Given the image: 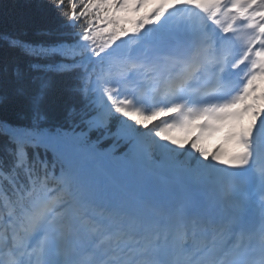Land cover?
Segmentation results:
<instances>
[{
	"label": "snow or ice",
	"instance_id": "1",
	"mask_svg": "<svg viewBox=\"0 0 264 264\" xmlns=\"http://www.w3.org/2000/svg\"><path fill=\"white\" fill-rule=\"evenodd\" d=\"M39 7L0 32V264H264V0Z\"/></svg>",
	"mask_w": 264,
	"mask_h": 264
},
{
	"label": "trees",
	"instance_id": "2",
	"mask_svg": "<svg viewBox=\"0 0 264 264\" xmlns=\"http://www.w3.org/2000/svg\"><path fill=\"white\" fill-rule=\"evenodd\" d=\"M44 0H0V32H33L43 26L45 17L40 5ZM12 53L0 45V65L10 61ZM69 86L66 80H56L53 84L54 111H58L59 101L65 99V90ZM3 110H0V115Z\"/></svg>",
	"mask_w": 264,
	"mask_h": 264
}]
</instances>
